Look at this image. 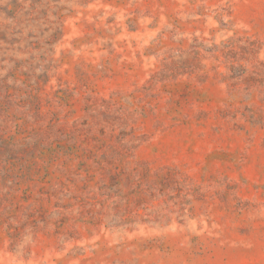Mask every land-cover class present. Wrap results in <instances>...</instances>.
Returning a JSON list of instances; mask_svg holds the SVG:
<instances>
[{"label":"rangeland","instance_id":"374dc122","mask_svg":"<svg viewBox=\"0 0 264 264\" xmlns=\"http://www.w3.org/2000/svg\"><path fill=\"white\" fill-rule=\"evenodd\" d=\"M0 264H264V0H0Z\"/></svg>","mask_w":264,"mask_h":264}]
</instances>
